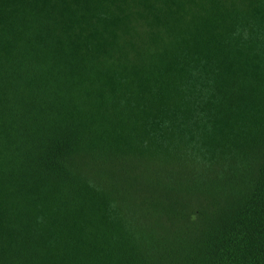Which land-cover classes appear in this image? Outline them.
I'll list each match as a JSON object with an SVG mask.
<instances>
[{"label": "trees", "instance_id": "obj_1", "mask_svg": "<svg viewBox=\"0 0 264 264\" xmlns=\"http://www.w3.org/2000/svg\"><path fill=\"white\" fill-rule=\"evenodd\" d=\"M0 264H264V0H0Z\"/></svg>", "mask_w": 264, "mask_h": 264}]
</instances>
